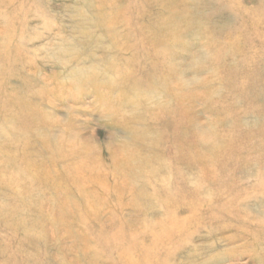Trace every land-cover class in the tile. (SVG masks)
<instances>
[{
  "label": "rangeland",
  "instance_id": "374dc122",
  "mask_svg": "<svg viewBox=\"0 0 264 264\" xmlns=\"http://www.w3.org/2000/svg\"><path fill=\"white\" fill-rule=\"evenodd\" d=\"M0 264H264V0H0Z\"/></svg>",
  "mask_w": 264,
  "mask_h": 264
}]
</instances>
